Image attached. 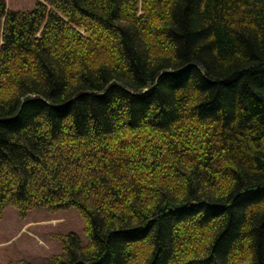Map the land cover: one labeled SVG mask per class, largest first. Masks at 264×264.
<instances>
[{
	"label": "trees",
	"instance_id": "1",
	"mask_svg": "<svg viewBox=\"0 0 264 264\" xmlns=\"http://www.w3.org/2000/svg\"><path fill=\"white\" fill-rule=\"evenodd\" d=\"M9 205L88 238L12 264H264V0H0Z\"/></svg>",
	"mask_w": 264,
	"mask_h": 264
},
{
	"label": "rangeland",
	"instance_id": "2",
	"mask_svg": "<svg viewBox=\"0 0 264 264\" xmlns=\"http://www.w3.org/2000/svg\"><path fill=\"white\" fill-rule=\"evenodd\" d=\"M8 7L30 8L35 0H6ZM85 220L76 206L52 209L40 206L22 214L9 205L0 217V264L13 261H48L63 252V242L57 235L76 232L87 242Z\"/></svg>",
	"mask_w": 264,
	"mask_h": 264
}]
</instances>
